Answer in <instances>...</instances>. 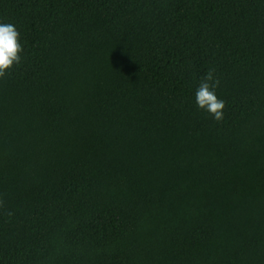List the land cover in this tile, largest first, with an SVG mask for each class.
<instances>
[{"label": "trees", "instance_id": "16d2710c", "mask_svg": "<svg viewBox=\"0 0 264 264\" xmlns=\"http://www.w3.org/2000/svg\"><path fill=\"white\" fill-rule=\"evenodd\" d=\"M0 23L23 45L0 264H264V0H0Z\"/></svg>", "mask_w": 264, "mask_h": 264}, {"label": "clouds", "instance_id": "9594fccd", "mask_svg": "<svg viewBox=\"0 0 264 264\" xmlns=\"http://www.w3.org/2000/svg\"><path fill=\"white\" fill-rule=\"evenodd\" d=\"M23 45L20 33L12 23H0V78L21 61ZM219 79L214 77V69H209L200 79L195 91V102L200 109L207 111L217 121L223 119L225 101L218 98L216 89Z\"/></svg>", "mask_w": 264, "mask_h": 264}]
</instances>
